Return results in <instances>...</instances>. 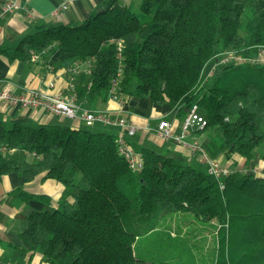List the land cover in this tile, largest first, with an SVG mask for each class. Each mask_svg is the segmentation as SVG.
I'll return each mask as SVG.
<instances>
[{"label":"trees","instance_id":"obj_1","mask_svg":"<svg viewBox=\"0 0 264 264\" xmlns=\"http://www.w3.org/2000/svg\"><path fill=\"white\" fill-rule=\"evenodd\" d=\"M258 46L264 0H106L80 22L42 24L0 53L25 60L48 50L66 65L89 61V84L77 95L104 97L114 88L119 97L167 102L181 116L196 103L201 129H211L218 149L247 163L255 154L264 162V62L221 64L209 84L203 71L220 50L248 56ZM116 135L106 127L0 120V143L14 148L0 152V175L29 181L44 172L64 185L57 206L28 214L21 238L30 249L51 264H155L137 255L136 240L186 211L214 223L209 264H264V166L260 175L234 169L218 178L142 145V167L133 171Z\"/></svg>","mask_w":264,"mask_h":264},{"label":"crops","instance_id":"obj_2","mask_svg":"<svg viewBox=\"0 0 264 264\" xmlns=\"http://www.w3.org/2000/svg\"><path fill=\"white\" fill-rule=\"evenodd\" d=\"M62 1H67V7L54 13V9ZM105 1L17 0L18 7L13 12L0 15V45H14L22 36L42 24L80 22L90 12L102 7ZM122 1L131 3L137 0ZM1 3L2 0L0 6ZM34 54L36 57H33ZM89 66V62H83L78 67V73H73L68 70L69 65L61 62L59 52L48 50L33 52L25 60L10 59L6 54L0 53V88H7L16 94H26L31 89H41L64 98L74 97L75 103L80 107L79 112L85 108L112 114L122 113L138 127L134 135L129 137L136 150L142 145H150L159 151L202 164L205 168L199 151H192L184 144L163 139L157 134L156 127L160 119H168L173 132H177L180 128L183 116L178 115L176 108L171 107L167 102L153 103L148 97L126 95L121 96L125 99L122 105L118 99L111 98L109 94L104 97L77 95L81 83L89 84ZM0 120L4 123L6 121L8 125L13 121H20L32 125L63 123L85 126L78 117L68 118L49 114L41 108L11 106L3 101H0ZM95 125L118 133V128L115 126L101 123ZM204 129L190 130L185 140L197 142L207 157L215 159L229 171L240 169L250 170L259 175L263 173L264 162L257 154L246 163L236 152H221L212 141L211 132L206 133ZM44 175V172L40 173L29 181H25L17 172L0 175V264H51L45 260L40 250L30 249L21 238V232L27 225V216L30 212L52 208L59 203L64 185L59 180ZM25 194L34 197L26 199Z\"/></svg>","mask_w":264,"mask_h":264},{"label":"built area","instance_id":"obj_3","mask_svg":"<svg viewBox=\"0 0 264 264\" xmlns=\"http://www.w3.org/2000/svg\"><path fill=\"white\" fill-rule=\"evenodd\" d=\"M67 5V1H62L54 9V13L67 7ZM17 7V0H2L0 15L13 12ZM33 57H36V54H34ZM83 62L89 61H76L73 65H69L68 70L73 73H78V67ZM255 62H264V46H258L256 52L248 56L241 55L232 49L226 48L220 50L213 56L212 60L205 66L203 76L205 79L208 75H211L213 69H215L217 65ZM117 74H120V69H118ZM109 96L118 99L122 105L125 102V99H122L116 94L114 88L110 89ZM0 101L11 106L41 108L49 114L61 115L68 118L78 117L83 121L85 126H92L96 123H101L106 126H115L118 128L116 140L119 153L124 156L128 166L133 171H139L142 167L143 157L140 151L136 150L129 140V137L134 135L138 127L122 113L112 114L107 111L85 108L81 109L79 112L80 107L75 103L74 97L64 98L41 89H31L26 94H16L7 88H0ZM205 124L206 120L198 111L197 104L192 103L183 116L180 128L177 132L172 131L171 123L168 119H160L158 121L156 132L163 139H171L188 146L192 151H199L202 154L201 156L205 163L206 171L219 178L222 175L227 174L229 170L222 167L215 159L207 157L197 142H187L185 140V136L190 130L201 129ZM13 151L14 148H8L6 145L0 143L1 153ZM220 184L221 183H219V185Z\"/></svg>","mask_w":264,"mask_h":264},{"label":"rangeland","instance_id":"obj_4","mask_svg":"<svg viewBox=\"0 0 264 264\" xmlns=\"http://www.w3.org/2000/svg\"><path fill=\"white\" fill-rule=\"evenodd\" d=\"M217 68L220 70L221 66L217 65ZM208 77L209 75L206 78ZM204 82L209 84L210 81L204 79ZM262 127L264 128V122ZM204 131L210 133L211 129L206 127ZM169 215L168 218L166 215L161 219L156 230L136 240L137 255L153 260L155 264H209L210 251H213L214 244V223L197 220L186 211ZM169 230L172 233L171 238L167 235ZM176 233L180 235L177 236Z\"/></svg>","mask_w":264,"mask_h":264}]
</instances>
